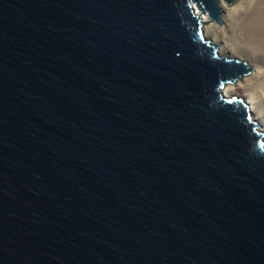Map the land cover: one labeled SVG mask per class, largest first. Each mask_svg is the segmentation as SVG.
I'll return each instance as SVG.
<instances>
[{"label": "water", "instance_id": "water-1", "mask_svg": "<svg viewBox=\"0 0 264 264\" xmlns=\"http://www.w3.org/2000/svg\"><path fill=\"white\" fill-rule=\"evenodd\" d=\"M222 13L0 0V264H264V132L221 92L254 69L207 35Z\"/></svg>", "mask_w": 264, "mask_h": 264}, {"label": "bare ground", "instance_id": "bare-ground-1", "mask_svg": "<svg viewBox=\"0 0 264 264\" xmlns=\"http://www.w3.org/2000/svg\"><path fill=\"white\" fill-rule=\"evenodd\" d=\"M218 2L223 12L220 24L202 14L207 35L220 52H228L254 69L224 85L221 92L225 96L245 97L253 119L262 125L264 132V0H235L229 5L222 0Z\"/></svg>", "mask_w": 264, "mask_h": 264}, {"label": "snow or ice", "instance_id": "snow-or-ice-1", "mask_svg": "<svg viewBox=\"0 0 264 264\" xmlns=\"http://www.w3.org/2000/svg\"><path fill=\"white\" fill-rule=\"evenodd\" d=\"M222 86H223V85H221V87H222ZM249 119H251V117H249ZM261 146L264 147V144H262Z\"/></svg>", "mask_w": 264, "mask_h": 264}, {"label": "rangeland", "instance_id": "rangeland-1", "mask_svg": "<svg viewBox=\"0 0 264 264\" xmlns=\"http://www.w3.org/2000/svg\"><path fill=\"white\" fill-rule=\"evenodd\" d=\"M222 53H228V52H222ZM229 55H230V56H234V55H231L230 53H229Z\"/></svg>", "mask_w": 264, "mask_h": 264}]
</instances>
